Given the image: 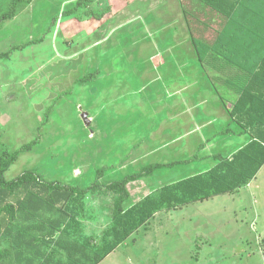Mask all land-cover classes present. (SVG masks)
<instances>
[{
    "label": "rangeland",
    "instance_id": "374dc122",
    "mask_svg": "<svg viewBox=\"0 0 264 264\" xmlns=\"http://www.w3.org/2000/svg\"><path fill=\"white\" fill-rule=\"evenodd\" d=\"M139 1L111 0L107 10V0H0L3 177L30 170L82 191L69 238L92 237L91 250L115 202L156 197L228 156L226 137L249 140L230 118L204 133L169 127L175 110L156 81L159 56H146L132 9ZM26 224L19 217L12 234L0 233V264H40L36 249L65 261L39 242L17 257L15 234ZM98 264H264V164L233 193L158 210Z\"/></svg>",
    "mask_w": 264,
    "mask_h": 264
},
{
    "label": "trees",
    "instance_id": "16d2710c",
    "mask_svg": "<svg viewBox=\"0 0 264 264\" xmlns=\"http://www.w3.org/2000/svg\"><path fill=\"white\" fill-rule=\"evenodd\" d=\"M202 1L206 11L204 18H210L209 21L201 20L189 0H182L184 18L201 59L210 48L234 47L237 31L240 33L243 27L252 30V24L256 23L252 19L259 15L264 17V0ZM204 26L211 35H202ZM257 43L258 49L264 52V38ZM259 59L248 69L251 72L249 83L240 89L229 111L244 129H254V133H249V141L231 155L218 158L205 172L163 186L156 197L147 195L126 208L120 206V201L115 202L111 226L104 231L101 245L94 250H91L94 239L90 236L81 241L69 238L79 225L77 207L82 191L74 186L43 181L30 170L6 180L0 167V233L12 234L19 217L27 222L15 234L19 246L15 255L23 254L21 247L39 242L64 253L65 261L58 259L55 264H98L158 210L177 209L215 195L233 193L248 184L264 164V53ZM27 234L29 239H25ZM35 255L41 258L40 264L54 262L52 256L39 249L35 250ZM25 258L27 264H31V259Z\"/></svg>",
    "mask_w": 264,
    "mask_h": 264
},
{
    "label": "crops",
    "instance_id": "0c3cea01",
    "mask_svg": "<svg viewBox=\"0 0 264 264\" xmlns=\"http://www.w3.org/2000/svg\"><path fill=\"white\" fill-rule=\"evenodd\" d=\"M110 2H105L107 10ZM189 2L201 20L209 21L210 18H204L202 0ZM98 6H101L100 0ZM135 7L139 8L141 37L147 39L145 45H149L146 56L148 59L159 56L161 74L156 81L164 93L163 102L172 101L175 110L169 127L186 134L204 133L230 118L243 131L254 133V129H244L229 111L240 89L249 83L251 72L248 69L260 61L264 53L257 47V40L264 38V17L259 15L252 19L256 22L252 30L243 27L240 33L237 31L234 47L210 48L201 59L184 18L182 0H140L132 9ZM202 35L208 36L211 32L204 26ZM150 44L156 46L155 53L150 51ZM225 140L230 142L224 143V148L231 150L229 155L249 141L233 137Z\"/></svg>",
    "mask_w": 264,
    "mask_h": 264
},
{
    "label": "water",
    "instance_id": "95a60500",
    "mask_svg": "<svg viewBox=\"0 0 264 264\" xmlns=\"http://www.w3.org/2000/svg\"><path fill=\"white\" fill-rule=\"evenodd\" d=\"M81 118H82L83 122L85 123V125H87L89 123V119H88L86 113H82Z\"/></svg>",
    "mask_w": 264,
    "mask_h": 264
}]
</instances>
